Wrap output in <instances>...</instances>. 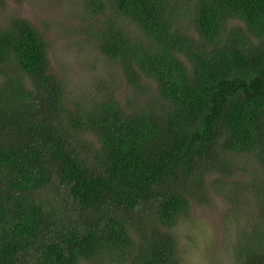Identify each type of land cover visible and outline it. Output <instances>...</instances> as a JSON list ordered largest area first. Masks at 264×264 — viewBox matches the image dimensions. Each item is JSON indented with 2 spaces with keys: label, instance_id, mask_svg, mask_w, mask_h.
I'll use <instances>...</instances> for the list:
<instances>
[{
  "label": "trees",
  "instance_id": "1",
  "mask_svg": "<svg viewBox=\"0 0 264 264\" xmlns=\"http://www.w3.org/2000/svg\"><path fill=\"white\" fill-rule=\"evenodd\" d=\"M85 1L99 50L161 100L72 101L32 22L0 24V264H179L172 228L233 161L249 178L211 183L244 211L237 264H264V0Z\"/></svg>",
  "mask_w": 264,
  "mask_h": 264
},
{
  "label": "rangeland",
  "instance_id": "2",
  "mask_svg": "<svg viewBox=\"0 0 264 264\" xmlns=\"http://www.w3.org/2000/svg\"><path fill=\"white\" fill-rule=\"evenodd\" d=\"M104 15L107 17L108 13L104 12ZM14 16L27 18L43 35L51 69L64 82V88L72 101L85 94H96L95 98L99 99L102 96L98 90L107 86L116 90V98L126 111L159 104L161 99L153 80L144 78L145 88L139 91L134 89L124 78L120 66L111 63L99 50L92 33L97 20L103 17L92 15L85 0L0 1V24ZM229 24L239 22L232 20ZM26 82L29 84L28 78ZM231 163L238 166L233 169L232 175L225 178L219 171L210 174L207 199L204 202H192L190 210L172 228L178 240L179 264L238 263L235 253L240 241L238 237L249 228L243 217L244 211L234 213L226 189L236 182L244 183L249 177L241 169L240 163ZM213 177L225 178L232 184L226 187L213 186ZM104 263L107 260L82 261V264Z\"/></svg>",
  "mask_w": 264,
  "mask_h": 264
}]
</instances>
